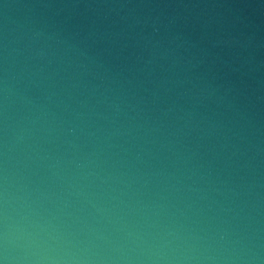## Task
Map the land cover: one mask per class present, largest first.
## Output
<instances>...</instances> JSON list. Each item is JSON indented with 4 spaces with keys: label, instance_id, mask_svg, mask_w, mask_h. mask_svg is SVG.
Here are the masks:
<instances>
[{
    "label": "clouds",
    "instance_id": "9594fccd",
    "mask_svg": "<svg viewBox=\"0 0 264 264\" xmlns=\"http://www.w3.org/2000/svg\"><path fill=\"white\" fill-rule=\"evenodd\" d=\"M0 264H264V0H0Z\"/></svg>",
    "mask_w": 264,
    "mask_h": 264
}]
</instances>
